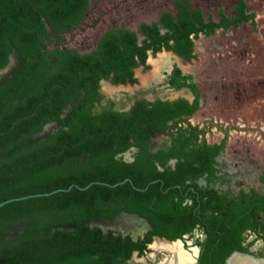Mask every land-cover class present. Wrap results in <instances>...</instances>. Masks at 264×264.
<instances>
[{"label":"flooded vegetation","instance_id":"1","mask_svg":"<svg viewBox=\"0 0 264 264\" xmlns=\"http://www.w3.org/2000/svg\"><path fill=\"white\" fill-rule=\"evenodd\" d=\"M88 2L78 24L46 25L43 53L74 62L50 66L49 77L62 75L63 106L25 140L71 136L82 124L86 134L72 136L103 151L75 153L77 163L100 167L101 157H112L113 170L125 167V188L81 218L79 264L264 257V118L259 107L248 117L239 76L256 54L248 44L259 28L256 8L250 0ZM24 62L12 46L0 87Z\"/></svg>","mask_w":264,"mask_h":264},{"label":"trees","instance_id":"2","mask_svg":"<svg viewBox=\"0 0 264 264\" xmlns=\"http://www.w3.org/2000/svg\"><path fill=\"white\" fill-rule=\"evenodd\" d=\"M88 5V0H0V66L12 46L25 58L13 79L0 87V203L14 198L0 207V264L81 263L80 250L87 239L80 227L82 216L104 206L116 189L125 188L93 183L87 189L74 186L16 199L75 184H115L127 177L124 165L113 170L112 157H101L100 167L77 163L75 153L90 152L98 158L103 151L92 139L72 136L86 134L85 125L75 126L71 136L25 142L63 106L62 75L49 77L50 66L69 69L74 62L61 56L55 62L43 53L46 25L63 29L78 24ZM92 159L88 156L87 162ZM67 224L79 230L67 229Z\"/></svg>","mask_w":264,"mask_h":264},{"label":"rangeland","instance_id":"3","mask_svg":"<svg viewBox=\"0 0 264 264\" xmlns=\"http://www.w3.org/2000/svg\"><path fill=\"white\" fill-rule=\"evenodd\" d=\"M252 7L258 11V25L257 31L251 30L249 32L248 44L252 45L255 49L254 54L247 63L243 61V65L240 66L241 74L239 75L242 82L247 87V93L243 97L246 106H248L249 118L251 117L255 107H259L258 113L264 118V0H250ZM98 15L93 11L91 15L86 19V24L92 25ZM86 25V26H87ZM239 35H244L243 30H238ZM253 54V52L251 51ZM255 94H259V102L256 101ZM259 105V106H256Z\"/></svg>","mask_w":264,"mask_h":264},{"label":"water","instance_id":"4","mask_svg":"<svg viewBox=\"0 0 264 264\" xmlns=\"http://www.w3.org/2000/svg\"><path fill=\"white\" fill-rule=\"evenodd\" d=\"M124 182H126V180H124V181H122V182H119V183H116V184H114V185H113V184H110V183H105V184H107V185H109V186H116V185H119V184L124 183ZM96 183H101V182H96ZM91 185H92V183L89 184L88 186L82 187V186H80V185H78V184H75V185H71L69 188H59V189L53 190V191H51V192H44V193L32 194V195H27V196L18 197V198H16V199L19 200V199H26V198L33 197V196L50 195V194L56 193V192H58V191L71 190L74 186H76V187H78V188H80V189H87V188L90 187ZM12 200H14V198L9 199V200H6V201L0 203V207H1L2 205H4L5 203H7V202H9V201H12ZM241 259H243V260H245V261H248L250 264H264V257H255V256H250V255H248V254H247V255L245 254V256H242V257H239V258H237V257L235 256L234 258H232L231 260H229L228 264H235L236 261H239V260H241Z\"/></svg>","mask_w":264,"mask_h":264},{"label":"bare ground","instance_id":"5","mask_svg":"<svg viewBox=\"0 0 264 264\" xmlns=\"http://www.w3.org/2000/svg\"><path fill=\"white\" fill-rule=\"evenodd\" d=\"M178 247V244L176 245L175 244V249ZM180 247V246H179ZM167 248L168 249H172V248H174L173 246H171V245H167ZM173 251V250H172ZM235 264H250L248 261H245V260H243V259H241V260H239V261H236V263Z\"/></svg>","mask_w":264,"mask_h":264}]
</instances>
